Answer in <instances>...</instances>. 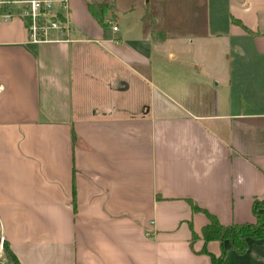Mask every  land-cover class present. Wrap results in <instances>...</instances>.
<instances>
[{
	"label": "crops",
	"instance_id": "crops-1",
	"mask_svg": "<svg viewBox=\"0 0 264 264\" xmlns=\"http://www.w3.org/2000/svg\"><path fill=\"white\" fill-rule=\"evenodd\" d=\"M66 2L67 26L34 42L22 5L0 4V235L18 264L223 248L264 264V236L204 241L192 205L247 222L264 194V0Z\"/></svg>",
	"mask_w": 264,
	"mask_h": 264
},
{
	"label": "trees",
	"instance_id": "trees-1",
	"mask_svg": "<svg viewBox=\"0 0 264 264\" xmlns=\"http://www.w3.org/2000/svg\"><path fill=\"white\" fill-rule=\"evenodd\" d=\"M101 6V5H99ZM95 5L93 6V8ZM97 16H99L97 14ZM101 19V16H99ZM193 208L202 210L208 216V221L202 226L201 236L204 241L208 239H218L223 243L225 238H228L232 246L237 251H244L248 247L247 237H262L264 236V194L263 196L255 197L252 203V211L255 219L253 221L238 222V223H222L216 214L199 207L192 203ZM195 236V232H193ZM4 252L10 264H18L11 249H9L4 241ZM210 254L212 264H225V248L219 254Z\"/></svg>",
	"mask_w": 264,
	"mask_h": 264
},
{
	"label": "built area",
	"instance_id": "built-area-1",
	"mask_svg": "<svg viewBox=\"0 0 264 264\" xmlns=\"http://www.w3.org/2000/svg\"><path fill=\"white\" fill-rule=\"evenodd\" d=\"M56 1L61 3V6L67 5L66 0H0V4L17 5L22 7L17 12L19 15L27 19L26 28L28 38L31 42L41 41L48 38L50 28H64L67 26L66 18L63 17L58 10H55ZM13 10H8L3 13L4 19L17 14ZM113 28L117 25L112 24ZM3 89V84L0 83V90ZM4 237L0 235V264H10L4 252Z\"/></svg>",
	"mask_w": 264,
	"mask_h": 264
}]
</instances>
